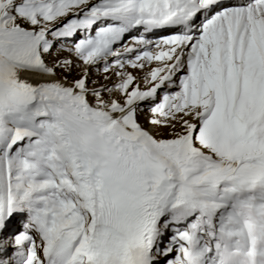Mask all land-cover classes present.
I'll list each match as a JSON object with an SVG mask.
<instances>
[{
  "label": "snow or ice",
  "instance_id": "1",
  "mask_svg": "<svg viewBox=\"0 0 264 264\" xmlns=\"http://www.w3.org/2000/svg\"><path fill=\"white\" fill-rule=\"evenodd\" d=\"M0 264H264V0H0Z\"/></svg>",
  "mask_w": 264,
  "mask_h": 264
}]
</instances>
